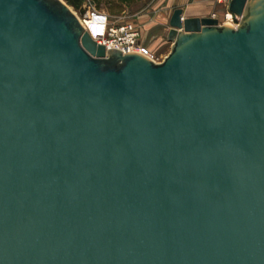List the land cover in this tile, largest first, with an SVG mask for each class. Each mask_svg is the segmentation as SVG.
<instances>
[{
	"label": "water",
	"instance_id": "1",
	"mask_svg": "<svg viewBox=\"0 0 264 264\" xmlns=\"http://www.w3.org/2000/svg\"><path fill=\"white\" fill-rule=\"evenodd\" d=\"M227 10L156 61L0 0V264H264V0Z\"/></svg>",
	"mask_w": 264,
	"mask_h": 264
},
{
	"label": "rangeland",
	"instance_id": "2",
	"mask_svg": "<svg viewBox=\"0 0 264 264\" xmlns=\"http://www.w3.org/2000/svg\"><path fill=\"white\" fill-rule=\"evenodd\" d=\"M77 14L81 15L87 7L94 6L105 12L113 22L130 20L135 23L141 32V39L158 59L167 54L170 45L166 40L168 19L175 3L169 0H63ZM213 11H217L224 5L218 0ZM82 11V13H80ZM217 18V17H216ZM222 21V18H218Z\"/></svg>",
	"mask_w": 264,
	"mask_h": 264
},
{
	"label": "built area",
	"instance_id": "3",
	"mask_svg": "<svg viewBox=\"0 0 264 264\" xmlns=\"http://www.w3.org/2000/svg\"><path fill=\"white\" fill-rule=\"evenodd\" d=\"M228 1L218 0L226 6L222 21L219 20V22L234 26L238 21V16L227 10ZM78 17L89 35L106 48H117L122 52L134 51L159 61L157 55L142 42L140 29L132 21L113 22L105 12L96 9L94 6L87 7L85 12Z\"/></svg>",
	"mask_w": 264,
	"mask_h": 264
},
{
	"label": "crops",
	"instance_id": "4",
	"mask_svg": "<svg viewBox=\"0 0 264 264\" xmlns=\"http://www.w3.org/2000/svg\"><path fill=\"white\" fill-rule=\"evenodd\" d=\"M169 1L171 3H175L176 4L175 7H181L184 16L201 17V16H209L214 14L215 17L222 18L223 13L226 9V6L222 5L219 10L213 11L215 4L213 3V1H209V0H169ZM168 43L170 45V42Z\"/></svg>",
	"mask_w": 264,
	"mask_h": 264
},
{
	"label": "trees",
	"instance_id": "5",
	"mask_svg": "<svg viewBox=\"0 0 264 264\" xmlns=\"http://www.w3.org/2000/svg\"><path fill=\"white\" fill-rule=\"evenodd\" d=\"M67 1H69V0H67Z\"/></svg>",
	"mask_w": 264,
	"mask_h": 264
}]
</instances>
